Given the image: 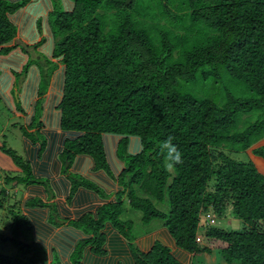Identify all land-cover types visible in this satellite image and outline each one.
<instances>
[{
	"label": "trees",
	"instance_id": "16d2710c",
	"mask_svg": "<svg viewBox=\"0 0 264 264\" xmlns=\"http://www.w3.org/2000/svg\"><path fill=\"white\" fill-rule=\"evenodd\" d=\"M25 3L0 0L3 55L17 32L9 15ZM133 3L71 0L68 9L53 12L49 23L59 38L55 53L63 64L58 109L60 130L67 135L61 153L67 155L66 166L61 155L59 159L64 173L73 165L77 170L68 178L67 201L80 206L95 203L98 196L107 199L111 179L118 185L115 200L75 214L60 207L64 215L58 221L68 223L61 229L43 203H34L39 210L30 218L12 213L11 235H0V244L10 243L18 254H0V264H47L48 239L66 264H82L87 247L105 255L107 224L128 241L135 264H180L160 244L147 254L136 248L135 236L126 231L131 222L120 220L124 199L141 213L143 223L163 220L181 250L208 252L220 242L218 253L225 263L264 264V173L252 161L234 160L224 152L248 151L264 139V0H180L174 10L168 0L159 6L158 15L168 24L161 28H147L128 14ZM100 7L115 11L109 31ZM226 79L249 96L225 92L210 99L205 93L179 90L180 82L209 81L202 86L205 92ZM45 83L41 77L39 97L46 92ZM243 116L254 121L240 128ZM168 137L182 158L172 168L174 176L165 167L167 149L162 145ZM6 151L23 172L10 179L33 183L30 163ZM249 155L264 163V145ZM165 200L167 213L156 208ZM201 208L216 217L229 212L243 229H204L202 243H196ZM31 232L35 240L27 243L23 235Z\"/></svg>",
	"mask_w": 264,
	"mask_h": 264
},
{
	"label": "crops",
	"instance_id": "0c3cea01",
	"mask_svg": "<svg viewBox=\"0 0 264 264\" xmlns=\"http://www.w3.org/2000/svg\"><path fill=\"white\" fill-rule=\"evenodd\" d=\"M11 4H17L24 0H8ZM63 9L69 8L71 0H61ZM53 13V5L51 0H26V3L19 7L15 12L9 15V20L16 28L17 32L13 42L9 45L10 51L3 55L0 53V100L4 102V107L19 119L24 120L26 127L33 124V118L38 104L41 110L40 120L36 129L29 128L30 133L38 136L39 131L46 138L45 148L40 150L36 156L33 152L40 149L37 143H34L23 135V156L16 155L28 161L32 168L33 183L26 182L18 184L11 177L23 174L22 169L14 163L12 158L6 153V150L12 151L5 146L0 139V209L4 212L0 216L3 222L12 221V213L26 216L30 218L31 213H35L38 209L34 207V203L39 202L44 205L53 204L56 206L57 221L63 219V213L60 207L65 208L70 213L79 211L86 212L88 209L94 210L97 204L106 202V200H115V193L118 185L113 179L109 180L110 189L106 190L107 199H101L98 196L95 203H87L80 206L69 205L67 199L71 192V185L68 178L77 173L75 165L63 171V163L59 157L63 151L62 144L64 134L60 130V111L58 104L61 97V78L63 73V64L60 57L56 56L55 48L57 46V38L50 29V16ZM46 58L53 64L54 70L48 80V87L42 97L38 96L42 70L37 60ZM42 61V60H41ZM38 62V63H37ZM19 88L17 89L16 80L19 76ZM16 87V99L13 90ZM16 103H21L16 106ZM37 133V134H36ZM1 138V137H0ZM251 157V156H250ZM258 160L262 161L258 157ZM251 159V158H250ZM254 162V160H253ZM44 165V171L39 170ZM89 173V172H87ZM86 174V173H85ZM86 176V175H84ZM47 184V185H46ZM101 187V186H100ZM82 189H77L75 196H78ZM4 191V193H2ZM3 194V195H2ZM49 195L51 199H48ZM74 201V198L73 200ZM100 202V203H98ZM33 205V206H32ZM50 215L49 207L43 206ZM11 210V211H10ZM39 210V209H38ZM68 223L60 224L57 229L67 226ZM0 230L2 236H8V229ZM105 235V243L103 249L105 255L97 256L93 254L89 247L84 249L81 263L82 264H135L128 241L112 226L105 225L103 229ZM26 237L27 243L35 240L33 232L23 235ZM20 240H23L20 239ZM155 244L167 248L170 255L180 264H227L217 257L222 248L220 242H216L215 248L208 252L188 253L178 248L175 241L164 226L153 227L148 232L138 235L134 239L136 248L144 254L149 253ZM9 244H0V254L4 256H16L18 254ZM45 248L47 253V264L61 263L66 264V260L61 259L57 255L56 249L53 248L50 240H46ZM4 249L10 251L9 254L3 253ZM211 254V255H210ZM220 256V255H219ZM221 258V257H220Z\"/></svg>",
	"mask_w": 264,
	"mask_h": 264
},
{
	"label": "rangeland",
	"instance_id": "374dc122",
	"mask_svg": "<svg viewBox=\"0 0 264 264\" xmlns=\"http://www.w3.org/2000/svg\"><path fill=\"white\" fill-rule=\"evenodd\" d=\"M51 1H52V5H53V12L63 10L61 0H51ZM167 1L164 2V0H134L132 7L128 10V14H130V15L132 14L136 20L142 21L143 23H145L147 28L154 27V26H157L158 28H161L163 26L168 27L167 23L162 22V19H164V18H162L161 16L158 15V12L160 11L159 6L161 4L167 3ZM179 3H180V0H172V4L171 5L169 4V8L171 10H174L175 9L174 7L177 6ZM98 12L100 14V18L105 23L104 24L105 31H109L111 28L114 27V23L116 21L115 11L105 12V10L100 7L98 9ZM144 13H147V16H145ZM173 13H175V11ZM52 15H53V13H51L50 21H51ZM57 40H59V38H57ZM45 60H47V59L46 58H42V59L40 58V60H37V61L39 62L40 67H42V70L45 71L42 75H44L43 79H45V77H46L45 85H47L48 80L51 76V73L54 70V66L50 61L48 63H46ZM21 77H23V75L19 76L18 79L16 80L17 89L19 88V83H20ZM206 84L207 83H204V82H201L199 84H186V83L180 82L181 86H180L179 90L182 92H188V91L194 90V91H197V93L200 94L201 96L204 95V93H205L207 98H210V99H216L217 94H225V92H229L232 96H235L238 98H246L249 96L248 92H246L243 87L235 85L233 82H231V80H228V79L218 81L217 85H215V88L211 89L210 87H208L207 89L205 88V92H203L202 86H205ZM207 85H209V81H208ZM16 87L13 90L15 102H17V99H16V90L17 89H16ZM4 104H5L4 102L0 101V137H1L0 139L3 143H5V146L9 147V149H11L17 155L23 156V144H22L23 135H25L28 138V140H30L34 143H37L39 146H41L43 144V142L46 143L45 142L46 141L45 136H43L39 131H37L38 136H35L33 133H30L29 131H27V130H29L30 127L33 129H36V127H37V123L39 122L40 115H41V110L39 108L41 102H40V104H38V106L36 108V112H35V115L33 118V124L30 127L25 126L23 119H19L17 117H14V115L12 113H10L4 107ZM20 105H21V103H16L17 107ZM251 115H255V114H251ZM244 120H246V121H244ZM247 120H248L247 117L243 116L242 122L240 121L239 127L241 128L242 126L247 124L248 121L249 122L254 121V119L248 120V121ZM260 145H264V139L261 140L254 147H258ZM254 147H252V148H254ZM44 148H45V146L43 145V149ZM252 148L249 149L248 151H235L234 152V151L224 150V152L226 154H228V156L234 160H238V161H242V162H247V161L253 162V160H254L253 163L256 165L259 172L264 173V163L262 161L258 160L256 158V156L249 155L251 153ZM62 158H63V163L66 166L65 162L67 160V155H64V154L61 155V159ZM63 170H64V168H63ZM168 170H169L170 174L172 176H174V170L172 168L168 169ZM1 175H4V173L0 174V184L2 181ZM172 176H171V178H172ZM171 178L168 179V182H170ZM70 180H71V178H70ZM48 199H51L50 195H49ZM48 207L50 208L49 211H50L51 221L54 222L55 225L62 224L63 223L62 221H57V215H56V210H55L56 206L53 204H49ZM156 208L158 210L162 211L163 213H167L169 210L168 202L165 200L162 204H157ZM122 209H124V212L121 215L120 220L131 222V224L126 229V231L129 232L128 234L132 237L142 235L145 232H148L149 230H151L153 227L164 226L163 220H161V219H154L148 224L143 223L141 220V213L136 211V210L130 209L126 199H124V201H122ZM3 213L4 212H2L0 209V216ZM216 222H217L216 226L218 228L224 229L225 231L237 232V231H241L243 229V224L240 221H238L237 219L231 217L229 212L224 214L222 217H216ZM0 224L5 225L4 228L8 229L9 235L6 237H9L11 235L10 225L12 224V221L5 223V222L0 220ZM2 229H3V227L0 226V230H2ZM199 233L202 234L203 230H200ZM3 237H5V236H3ZM6 244L10 245V246H8V249L10 247H12V245L10 243H6ZM12 248H14V247H12ZM8 249H4L3 253L7 252L5 254L6 255L9 254L10 251H7ZM15 251H17V250L15 249ZM217 257L219 259H221L219 256V253L217 254Z\"/></svg>",
	"mask_w": 264,
	"mask_h": 264
},
{
	"label": "built area",
	"instance_id": "2783aa9c",
	"mask_svg": "<svg viewBox=\"0 0 264 264\" xmlns=\"http://www.w3.org/2000/svg\"><path fill=\"white\" fill-rule=\"evenodd\" d=\"M216 217L213 216V214L209 211H205L204 209H200L198 213V225L197 228L198 230H204V229H209V228H218L216 226ZM197 233L195 237V242L201 244L202 243V237L200 233Z\"/></svg>",
	"mask_w": 264,
	"mask_h": 264
},
{
	"label": "clouds",
	"instance_id": "9594fccd",
	"mask_svg": "<svg viewBox=\"0 0 264 264\" xmlns=\"http://www.w3.org/2000/svg\"><path fill=\"white\" fill-rule=\"evenodd\" d=\"M172 140V137H168L162 145L164 149H167V163L165 164L167 169H171L174 165L182 163L181 153L177 146L172 143Z\"/></svg>",
	"mask_w": 264,
	"mask_h": 264
},
{
	"label": "water",
	"instance_id": "95a60500",
	"mask_svg": "<svg viewBox=\"0 0 264 264\" xmlns=\"http://www.w3.org/2000/svg\"><path fill=\"white\" fill-rule=\"evenodd\" d=\"M131 2V0H126V4L128 5Z\"/></svg>",
	"mask_w": 264,
	"mask_h": 264
}]
</instances>
